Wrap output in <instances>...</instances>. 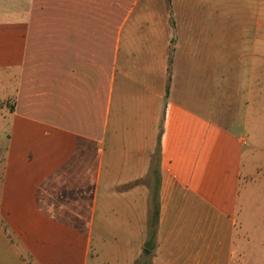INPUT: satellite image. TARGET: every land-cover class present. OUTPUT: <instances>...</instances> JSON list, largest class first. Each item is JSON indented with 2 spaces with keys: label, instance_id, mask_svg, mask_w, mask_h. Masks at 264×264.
Listing matches in <instances>:
<instances>
[{
  "label": "crops",
  "instance_id": "crops-1",
  "mask_svg": "<svg viewBox=\"0 0 264 264\" xmlns=\"http://www.w3.org/2000/svg\"><path fill=\"white\" fill-rule=\"evenodd\" d=\"M125 1L0 0V264H264L257 26Z\"/></svg>",
  "mask_w": 264,
  "mask_h": 264
},
{
  "label": "rangeland",
  "instance_id": "rangeland-1",
  "mask_svg": "<svg viewBox=\"0 0 264 264\" xmlns=\"http://www.w3.org/2000/svg\"><path fill=\"white\" fill-rule=\"evenodd\" d=\"M125 2V7L128 9L133 7V9L131 14L124 21L123 38L150 36L153 31V23H158L157 15L150 13V15L145 16L143 20H140L139 17L146 9H150L151 11L156 9V13L160 7L162 10H165V8H172L170 16L173 14V17L171 16L170 18V24L171 26L178 24V31L176 34H173V37L177 39L180 35L179 27L185 22H190L191 27L189 31L191 32V36L197 32L200 34L203 32L205 33V31L208 30V37L214 40V44L216 45L217 43L218 45L222 44V42H219L217 39L221 37L226 28H233L236 26L244 28L251 27V29L257 26L259 39L264 40V0H141L139 3L127 0ZM184 9L187 11V16L181 14ZM94 12L96 15H106L107 13L105 9L101 7H97ZM125 12H127L126 9L121 12L120 18L119 16L115 17L113 21L121 22L124 20ZM100 18L99 16L98 20ZM140 24L144 25L141 31L137 30ZM195 37L194 35L192 36V38ZM216 48L217 47L214 46L208 47L210 53L209 58L212 60L214 69H216L214 62V59L217 58V54L214 51ZM256 53L258 56H264V42H262V40H258ZM219 71H222V69ZM207 88V86L203 87L205 90L204 95L206 94L204 99L210 100V103H213L215 89L209 87L208 91ZM196 90L197 89L194 88V91ZM261 144L264 146V142ZM261 159L262 158H260V160ZM261 163L260 166L264 170V159H262ZM136 264H150V259L148 257H141L136 261Z\"/></svg>",
  "mask_w": 264,
  "mask_h": 264
}]
</instances>
